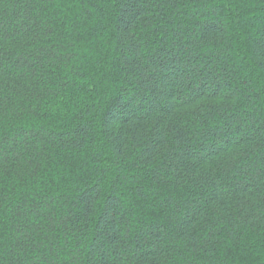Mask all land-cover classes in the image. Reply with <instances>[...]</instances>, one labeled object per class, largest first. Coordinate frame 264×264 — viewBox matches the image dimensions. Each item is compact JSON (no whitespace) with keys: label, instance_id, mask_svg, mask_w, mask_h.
I'll return each instance as SVG.
<instances>
[{"label":"trees","instance_id":"obj_1","mask_svg":"<svg viewBox=\"0 0 264 264\" xmlns=\"http://www.w3.org/2000/svg\"><path fill=\"white\" fill-rule=\"evenodd\" d=\"M0 133V264H264V0H0Z\"/></svg>","mask_w":264,"mask_h":264},{"label":"snow or ice","instance_id":"obj_2","mask_svg":"<svg viewBox=\"0 0 264 264\" xmlns=\"http://www.w3.org/2000/svg\"><path fill=\"white\" fill-rule=\"evenodd\" d=\"M0 135H2V133H0ZM194 211H198V209L194 210Z\"/></svg>","mask_w":264,"mask_h":264}]
</instances>
